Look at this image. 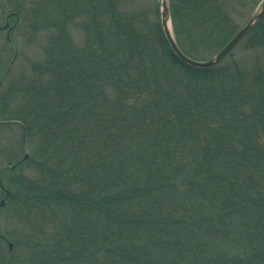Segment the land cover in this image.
<instances>
[{"label":"trees","instance_id":"trees-1","mask_svg":"<svg viewBox=\"0 0 264 264\" xmlns=\"http://www.w3.org/2000/svg\"><path fill=\"white\" fill-rule=\"evenodd\" d=\"M228 1L169 0L186 54L238 31ZM9 2L0 138L18 125L20 152L37 145L0 169L17 220L0 264H264V64L183 62L147 0ZM15 29L50 33L19 79ZM243 40L264 46V13Z\"/></svg>","mask_w":264,"mask_h":264},{"label":"rangeland","instance_id":"rangeland-1","mask_svg":"<svg viewBox=\"0 0 264 264\" xmlns=\"http://www.w3.org/2000/svg\"><path fill=\"white\" fill-rule=\"evenodd\" d=\"M10 0H0V27H3L7 20V11L11 8ZM151 4H158L159 8L162 7V0H147ZM263 0H243V3L237 1H228V6H226L230 11L231 17L236 20L242 27L259 9ZM10 21V20H9ZM13 24V21H10V25ZM10 27V26H9ZM240 29V28H239ZM238 29V30H239ZM71 35L74 41L81 45L84 42L83 31L78 28L75 24L70 27ZM47 33V32H46ZM38 33L34 35L28 42L27 34L23 35L21 30H13L12 36L18 43V48L16 51V57L13 61V68L11 72V77L19 79L22 76L28 74L31 71L30 63L33 61L41 60L44 54V48L46 45V40L49 37L50 33ZM10 35V30L7 28L0 29V42L7 38V35ZM201 52L210 54L208 57L214 56L217 51H214V47L209 46L208 44H201L198 48ZM12 55H15L12 53ZM225 62H239V65L245 69H252L257 63L264 64V46H254L248 47L245 43V40L239 41L237 45L232 49L231 54L226 57ZM2 132V138H0V169L8 163L12 158H15V154L20 152V140L22 137L21 128L18 125H12L6 127ZM26 149L21 150L20 155H25L26 152L31 154L37 145L36 142H28L26 144ZM16 159V158H15ZM13 159V160H15ZM25 173L28 175H35L36 172L32 168H25ZM16 218L12 217L10 213L4 211L0 216V224L2 231H5V228H14L17 226ZM52 225V224H49Z\"/></svg>","mask_w":264,"mask_h":264},{"label":"water","instance_id":"water-1","mask_svg":"<svg viewBox=\"0 0 264 264\" xmlns=\"http://www.w3.org/2000/svg\"><path fill=\"white\" fill-rule=\"evenodd\" d=\"M264 13V0L261 3L260 9L242 26L240 29L230 38V40L211 58L208 59H196L192 56L186 54L182 48L179 46L176 37L174 35L172 19L169 7V0H162L161 7V22L164 29L165 36L175 54L185 63L197 66V67H209L218 64L221 62L228 53L237 45V43L247 34V32L252 28L255 22L263 15ZM9 26L7 22L2 28ZM10 38V35L8 34ZM28 152L25 153L24 157H28ZM10 167L15 168L16 164L11 165ZM3 189L6 191V196L1 200L0 207H5L7 204V198L9 191L6 187L3 186ZM0 237L6 239V235L0 232ZM10 249L13 248V242H9Z\"/></svg>","mask_w":264,"mask_h":264},{"label":"flooded vegetation","instance_id":"flooded-vegetation-1","mask_svg":"<svg viewBox=\"0 0 264 264\" xmlns=\"http://www.w3.org/2000/svg\"><path fill=\"white\" fill-rule=\"evenodd\" d=\"M6 22H9V26H11V25H10V21H9V17L7 18ZM9 26H8V27H9Z\"/></svg>","mask_w":264,"mask_h":264}]
</instances>
